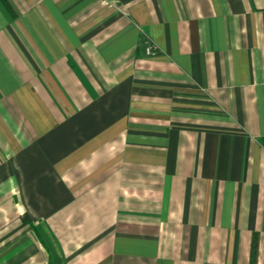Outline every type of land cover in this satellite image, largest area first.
<instances>
[{"label": "crops", "instance_id": "obj_1", "mask_svg": "<svg viewBox=\"0 0 264 264\" xmlns=\"http://www.w3.org/2000/svg\"><path fill=\"white\" fill-rule=\"evenodd\" d=\"M0 264H264V0H0Z\"/></svg>", "mask_w": 264, "mask_h": 264}, {"label": "built area", "instance_id": "obj_2", "mask_svg": "<svg viewBox=\"0 0 264 264\" xmlns=\"http://www.w3.org/2000/svg\"><path fill=\"white\" fill-rule=\"evenodd\" d=\"M144 53L148 56H152L156 53V47L152 44H146L144 47Z\"/></svg>", "mask_w": 264, "mask_h": 264}, {"label": "trees", "instance_id": "obj_3", "mask_svg": "<svg viewBox=\"0 0 264 264\" xmlns=\"http://www.w3.org/2000/svg\"><path fill=\"white\" fill-rule=\"evenodd\" d=\"M31 227L33 228V231L36 232L37 236L41 239V241L43 242L44 246L47 248L48 246L46 245L43 237H44V234L42 233V230L41 229H38L36 225H31Z\"/></svg>", "mask_w": 264, "mask_h": 264}, {"label": "rangeland", "instance_id": "obj_4", "mask_svg": "<svg viewBox=\"0 0 264 264\" xmlns=\"http://www.w3.org/2000/svg\"><path fill=\"white\" fill-rule=\"evenodd\" d=\"M37 228H38V229H41L43 234L46 233V232H45V229H44L42 226L37 227ZM31 230H33L32 227H31ZM34 232H35V231H34ZM35 233H36V232H35ZM37 237H38V236H37ZM38 238H39V237H38ZM40 241H41V239H40ZM41 242H42V241H41ZM42 243H43V242H42ZM50 245H51V248H52V249H55L52 243H50Z\"/></svg>", "mask_w": 264, "mask_h": 264}]
</instances>
